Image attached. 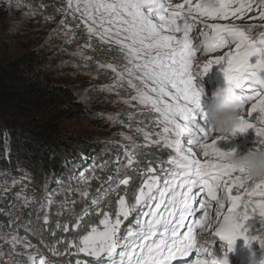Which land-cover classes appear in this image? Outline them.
Here are the masks:
<instances>
[{
  "label": "snow or ice",
  "instance_id": "1",
  "mask_svg": "<svg viewBox=\"0 0 264 264\" xmlns=\"http://www.w3.org/2000/svg\"><path fill=\"white\" fill-rule=\"evenodd\" d=\"M68 8L73 13L79 12L81 18L86 17L88 40L99 36L102 42L119 45L127 60L124 72L129 77L141 73L137 79L153 82L155 87L150 91L156 93L155 97L128 81L136 89L134 99L160 113L163 129L158 135L177 154L168 161L171 167L165 170L163 187L158 188L159 178L152 176L146 182L147 192H140L136 203L143 209L142 202L147 199V210L141 211V216L147 219L138 218L136 228L129 229L121 239L119 215L127 217L129 211L135 210V206L127 208L121 198V212L115 222L102 212L103 230L93 227L80 241L82 247L78 251L98 258L106 254L107 264H171L195 251L198 257L204 254L209 258H197L194 264H217L209 252L213 236L229 246L238 238H243L246 244L259 239L260 247L264 248V238L246 235V222L251 221V216L258 214L264 225V178L249 180L243 168L237 169L228 162L227 156L231 153L216 147V141L224 137L208 142L206 113L200 103L202 89L194 84V75L207 73L213 65L224 64V75L239 85L244 106V115L232 134L254 128L257 145L264 144V0H211V5L209 0L194 3L183 0L176 4L170 0H68ZM253 12L256 14L252 19L259 20L260 24L244 22L247 14ZM257 29L259 34L253 37ZM193 32L195 36L190 39ZM176 33H182V37ZM193 39L197 41L195 45ZM201 49L205 56L225 51L208 59L201 72V66L193 63ZM252 57H256L254 63L250 62ZM107 67L116 72L114 66ZM117 74L120 79L124 78L123 74ZM249 103L245 115V106ZM254 113H259L256 123L249 122L246 116ZM185 134L186 143L202 152L203 161L193 147L182 146L180 138ZM145 139H149L148 134ZM133 162L129 156L128 166ZM149 171L155 170L149 168ZM128 183V179L121 177L117 189L119 184ZM197 186L207 196L197 201L203 214L195 224L187 226L183 235H178L186 217L197 214L192 205L193 189ZM104 202V198L93 199L92 206L100 208ZM213 202L214 213L210 212ZM87 211L84 210L85 215ZM194 228L200 233L208 232V238L198 241ZM117 249H120L118 258ZM28 259L29 264H36L31 255ZM39 264H45V260H39Z\"/></svg>",
  "mask_w": 264,
  "mask_h": 264
},
{
  "label": "rangeland",
  "instance_id": "2",
  "mask_svg": "<svg viewBox=\"0 0 264 264\" xmlns=\"http://www.w3.org/2000/svg\"><path fill=\"white\" fill-rule=\"evenodd\" d=\"M194 2L195 0H193ZM58 9H63V11L58 12ZM255 14V12L248 13L244 22L260 24L259 20L252 19ZM46 17L51 19H46ZM62 21L66 23L62 25ZM85 22L86 17L81 18L79 12L73 13L68 8V0H0V57H20L27 52L36 51L40 60L38 66L50 75L54 82L72 87L83 102L84 112L60 120L56 124L59 131L64 135L85 140L89 144L93 142L108 149L116 148L117 151L122 152L117 155L116 160H113L112 157L113 163L107 160V156H101L99 160L94 159V162H100V168L104 170L110 168V171L106 182H102L101 189L85 193L83 201H86L90 196L93 198L90 197L88 201L94 198H104L105 209L102 212L107 214L113 223L121 212L119 203L121 198L125 200L127 208L131 209L135 206V210L129 211L127 217L119 215L121 223L118 235L123 239L130 229V218L136 210L142 208L141 204H137L136 201L140 197L141 190L147 192L146 182H149L152 176L159 178L158 184L162 182L160 176L157 175V170L162 166L159 164L162 162L158 158L161 155L169 156V161L177 154L175 149L168 147L158 135L163 129V125L160 123V113L156 112L151 105L141 104L137 99H134L136 89L128 81L131 80L133 85L144 88L150 96L155 97L156 93L150 91L152 87H155L153 82L137 79L136 77L141 76V73L129 77L124 72L127 60L120 52L119 45L102 42L99 36H93L91 40H88ZM255 31H260V29ZM87 44L91 46L88 47ZM215 55L201 56V54H197L193 63L203 66L208 59H213ZM109 64L116 68V72L107 67ZM100 65H105V67H100ZM219 65L222 64L213 66ZM117 73L123 74L124 78L120 79ZM194 84L200 89L197 81H194ZM203 99L209 102L207 96H204ZM248 108L250 105L245 106V115ZM258 115L259 113H254L251 117L246 116V118L249 119V122L256 123L255 118ZM109 116L112 119H109ZM145 134H148L149 139H145ZM217 138L209 134L207 139L211 143ZM180 139L185 149L193 147L186 143V134ZM257 139L255 129L249 128L243 133H231L218 139L216 147L224 152L243 154L257 145ZM157 140L160 142L155 143L154 141ZM193 151L199 152L194 147ZM129 156H132L134 161L131 167L128 166ZM198 158L201 161L204 160L202 152H199ZM149 165L152 167H148ZM149 168L155 170L150 172L151 176L145 175L143 171ZM2 173L7 174L9 183L5 185L1 182L0 197L7 199L3 204L9 205L10 202H13L15 208L24 211L20 214L27 212L31 207L32 199H39L41 191L47 187L45 179L43 180L44 185H42L39 179L35 180L36 175L33 172L25 169L14 173L8 169L0 168V179H2ZM121 177L128 179L129 183L127 185L119 184L120 190L113 191L117 188ZM144 177H149V179ZM97 180L100 182L101 179L97 178ZM31 188L35 194L33 197L28 193ZM155 202L152 203L155 204ZM82 205L87 206L86 209L90 208L87 202H83ZM142 205L147 207L146 198ZM63 209L61 206L59 212L68 217L76 214L75 208ZM15 215L16 211L0 215V264H29L30 255L36 260V264H39V260H45V264H54L44 256L46 247L41 248L31 238L21 236V230L20 232L10 231V225L5 222V219ZM102 219H104V215ZM37 220L40 222L39 218H36L35 222ZM100 221L86 219L87 224L82 229L86 230L87 235L93 227L103 230ZM33 228L39 233L36 225ZM13 237L16 238L15 243H13ZM79 247H82L81 243ZM119 251L120 249H117L116 258H118ZM88 255L92 260L98 259L88 252L80 251L73 256V259ZM51 257L53 256L51 255ZM99 258L105 261L107 256L102 254Z\"/></svg>",
  "mask_w": 264,
  "mask_h": 264
},
{
  "label": "trees",
  "instance_id": "3",
  "mask_svg": "<svg viewBox=\"0 0 264 264\" xmlns=\"http://www.w3.org/2000/svg\"><path fill=\"white\" fill-rule=\"evenodd\" d=\"M39 63L36 51L27 52L20 57H0V167L14 173L23 169L31 171L36 175L35 180L39 179L44 185L45 179V184L47 182L51 186L55 178L71 174L75 165H82L83 158L88 157L93 161L90 164L93 171H96L98 178L101 179L100 182L94 180L90 190L94 192L100 190L110 168L105 170L100 168V162H94V159L99 160L101 156H107V160L113 163L112 157L113 160L116 158L117 149H108L92 141L89 144L85 140L64 135L59 131L56 124L60 120L84 112L83 102L72 87L54 82L51 76L38 66ZM5 147L11 154L5 155ZM167 157L161 155L158 159L162 162ZM6 175L4 173V180L8 181ZM75 189L78 190V187ZM72 190H74L72 186H64V191H67L64 195L68 197L64 208L75 207L76 215L81 216L84 199L67 194ZM54 191L61 190L55 188ZM48 192L49 190H46L45 195ZM43 203H45L43 198L38 202L35 200L28 213L5 219L10 225V230L19 232L21 230V236L29 237L38 244L39 240L22 226L19 227L20 224H27L30 216L36 217L40 222L37 220L33 225H36L41 233L42 243L44 244L43 237H48V242L52 241L46 228L54 226L59 219H56L55 223L43 226L42 214H39L37 209L38 205ZM54 212L59 213L57 207H54ZM64 215L66 217V214ZM61 231L64 232V229ZM62 232L59 235H62ZM66 236L73 238L75 233L72 231ZM38 246L41 247L40 244ZM60 263L68 264V261L64 259Z\"/></svg>",
  "mask_w": 264,
  "mask_h": 264
},
{
  "label": "clouds",
  "instance_id": "4",
  "mask_svg": "<svg viewBox=\"0 0 264 264\" xmlns=\"http://www.w3.org/2000/svg\"><path fill=\"white\" fill-rule=\"evenodd\" d=\"M209 4L211 5V0H209ZM199 53L201 56H205L203 49H201ZM193 59L195 60L196 56H194ZM203 92L204 89L201 91V96ZM249 105L250 104L246 106ZM243 107L239 85L236 83L235 79L225 77V85L223 87H217L212 92L211 102L207 104L206 108H202L203 113H206V123L209 134L216 137H226L231 134L240 124L241 117L244 115ZM228 153H231L227 156L228 162L237 169L243 168L249 180L264 178V144H260L259 146L256 145L243 154ZM4 178V173H2L0 186L2 185L1 182L4 184L7 182ZM6 201L7 199H2L0 197V215L2 213L6 214L9 211H16V215L19 214L18 208L12 206L13 202H10L9 205L3 204ZM29 211L30 209L27 210V213ZM252 219V223H250V228L246 235H255L259 238H264V225L261 224V218H259L257 214ZM241 247L245 249V251L240 256H234L236 262L231 263L229 254L226 251L219 259L218 264H264V248L260 247L259 239L253 240L251 244H246L244 241Z\"/></svg>",
  "mask_w": 264,
  "mask_h": 264
},
{
  "label": "bare ground",
  "instance_id": "5",
  "mask_svg": "<svg viewBox=\"0 0 264 264\" xmlns=\"http://www.w3.org/2000/svg\"><path fill=\"white\" fill-rule=\"evenodd\" d=\"M172 1H173L174 3H173ZM182 1H183V0H170V2H171V3H173V4H175V2H178V3H183ZM165 160H166V159H165ZM165 160H164V161H162V162L164 163V162H165Z\"/></svg>",
  "mask_w": 264,
  "mask_h": 264
}]
</instances>
